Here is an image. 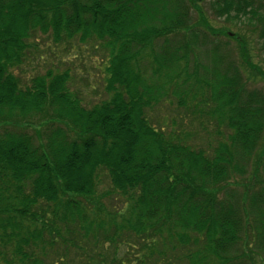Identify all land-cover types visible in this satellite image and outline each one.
<instances>
[{
    "label": "trees",
    "instance_id": "obj_1",
    "mask_svg": "<svg viewBox=\"0 0 264 264\" xmlns=\"http://www.w3.org/2000/svg\"><path fill=\"white\" fill-rule=\"evenodd\" d=\"M201 1L0 0V264H264V68L203 10L264 62V0ZM38 34L101 50L106 97L23 77Z\"/></svg>",
    "mask_w": 264,
    "mask_h": 264
},
{
    "label": "rangeland",
    "instance_id": "obj_2",
    "mask_svg": "<svg viewBox=\"0 0 264 264\" xmlns=\"http://www.w3.org/2000/svg\"><path fill=\"white\" fill-rule=\"evenodd\" d=\"M207 2L208 0H203V2L201 1L199 4L207 7ZM203 10L206 14H208V22L214 30L222 32V30L227 29L232 33L238 32L241 37L243 36L244 38H242L245 41L248 53L251 55L252 60L264 68V62L261 61V55L258 49L259 44L257 34L250 25L243 23L245 20H242L240 23L236 22L235 25H233L225 21L223 18L213 17L208 9ZM192 17H196L194 12L192 13ZM219 36L220 40L229 42V49L232 54L231 60L236 62L237 65H240L236 41L234 39L224 37L222 33H220ZM89 43L90 42L81 44L77 40H73L68 46L62 48L63 45L55 44L49 35L38 34L37 46L36 48L35 46L32 47V50L23 64V77L33 74H42L48 69L55 70L58 68L59 71L69 69L71 75V82L69 86L71 90L77 93L84 105L90 106L97 103L106 97V93L103 89L104 80L102 67L100 64H93L92 61L95 62L97 60L96 58L102 57V51L99 49H93L89 46ZM244 74L245 76H248L249 72L245 71ZM251 80L252 81H249L248 83L249 88L254 87L264 92L263 81L260 79ZM172 101L173 103L170 108L165 106L164 102L155 106L152 109L154 116L163 121L164 115L169 117L170 112L174 115V118H177V113L182 112V114H184L185 110H180L179 107H177V103L174 98H172ZM190 127L191 125L188 124L185 129L190 130ZM197 141H199V139ZM200 143H202L201 140ZM102 180L103 181H101L98 186V190L105 192L109 189V184L105 177ZM110 202V198L103 199V203L106 205ZM114 202L116 203V201ZM113 205L116 204L113 203Z\"/></svg>",
    "mask_w": 264,
    "mask_h": 264
}]
</instances>
